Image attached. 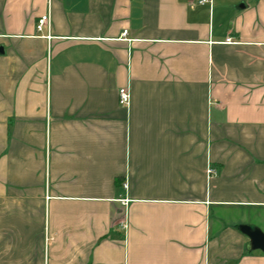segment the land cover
Segmentation results:
<instances>
[{"label": "crops", "instance_id": "obj_1", "mask_svg": "<svg viewBox=\"0 0 264 264\" xmlns=\"http://www.w3.org/2000/svg\"><path fill=\"white\" fill-rule=\"evenodd\" d=\"M198 1L0 0V264H264V0Z\"/></svg>", "mask_w": 264, "mask_h": 264}, {"label": "built area", "instance_id": "obj_2", "mask_svg": "<svg viewBox=\"0 0 264 264\" xmlns=\"http://www.w3.org/2000/svg\"><path fill=\"white\" fill-rule=\"evenodd\" d=\"M198 3L200 5H205V4H210L211 1L210 0H199ZM49 14H45L42 15L41 17L38 18L37 23H36V32L41 34L44 27H49ZM122 36L126 35V31H123V33L121 34ZM47 39H49V37H47ZM226 43H233L232 40L230 38H227ZM118 103L119 106L122 108H128L129 103H130V94L127 88H120L118 90ZM208 173H212L213 171L211 169H208L207 171ZM125 188V185L123 186ZM128 202V200H121L122 205H125V203Z\"/></svg>", "mask_w": 264, "mask_h": 264}, {"label": "water", "instance_id": "obj_3", "mask_svg": "<svg viewBox=\"0 0 264 264\" xmlns=\"http://www.w3.org/2000/svg\"><path fill=\"white\" fill-rule=\"evenodd\" d=\"M237 228L248 238L247 251H260L264 253V233L261 230L246 225H241Z\"/></svg>", "mask_w": 264, "mask_h": 264}]
</instances>
